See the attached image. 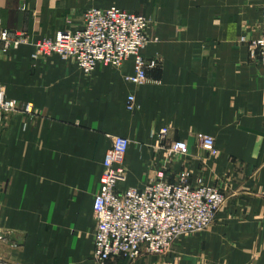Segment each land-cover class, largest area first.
<instances>
[{
    "label": "crops",
    "instance_id": "obj_1",
    "mask_svg": "<svg viewBox=\"0 0 264 264\" xmlns=\"http://www.w3.org/2000/svg\"><path fill=\"white\" fill-rule=\"evenodd\" d=\"M263 4L0 0V28L30 40L0 58V84L21 106L0 126V264H96L93 203L116 137L131 142L121 190L165 170L170 183L202 177L226 197L211 227L179 237L167 255L116 264H264V67L247 45L261 35ZM112 6L152 20L159 41L143 54L162 64L146 85L126 81L133 59L86 76L59 56L33 58L34 41L81 29L88 9ZM28 104L32 114L23 112ZM162 128L170 130L164 146ZM203 136L215 139L217 157ZM180 140L187 157L168 151Z\"/></svg>",
    "mask_w": 264,
    "mask_h": 264
},
{
    "label": "built area",
    "instance_id": "obj_2",
    "mask_svg": "<svg viewBox=\"0 0 264 264\" xmlns=\"http://www.w3.org/2000/svg\"><path fill=\"white\" fill-rule=\"evenodd\" d=\"M151 26L149 17L115 6L90 8L84 14L81 29L61 30L52 37L34 41L33 58L59 56L86 76H91L99 65L119 70L133 59L134 73L125 79L129 84L141 87L150 81V72L162 64L160 58L147 59L143 54L150 44L159 41L158 37L150 35ZM28 43L29 36L25 32L0 28V58ZM247 45L251 60L264 67V4L261 35ZM126 109L128 112L138 109L133 94L128 97ZM19 112V102L9 99L6 88L0 84V126L6 115ZM23 112L32 114V104L26 105ZM169 132L168 128H162L157 133L163 146L168 144ZM199 143L209 148L214 157L219 155L212 136H203ZM130 146L129 139L116 137L105 155L100 186L93 203L96 221L93 260L96 264L165 256L179 237L200 234L211 227L226 202L225 194L207 184L202 177L194 184L186 178L180 183H170L165 179V170H160L156 179L141 188L121 190L120 186L127 180L126 157ZM167 148L171 156L187 157L190 151L182 140L170 143Z\"/></svg>",
    "mask_w": 264,
    "mask_h": 264
}]
</instances>
